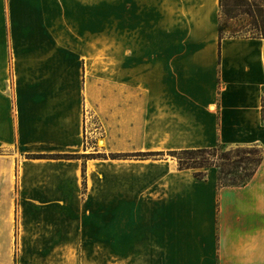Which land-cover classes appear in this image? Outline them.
Returning <instances> with one entry per match:
<instances>
[{
    "label": "crops",
    "instance_id": "crops-1",
    "mask_svg": "<svg viewBox=\"0 0 264 264\" xmlns=\"http://www.w3.org/2000/svg\"><path fill=\"white\" fill-rule=\"evenodd\" d=\"M220 21V0H0V264H264V38ZM88 110L111 152L163 157L85 154ZM218 145L262 151L247 184L168 155Z\"/></svg>",
    "mask_w": 264,
    "mask_h": 264
},
{
    "label": "rangeland",
    "instance_id": "rangeland-1",
    "mask_svg": "<svg viewBox=\"0 0 264 264\" xmlns=\"http://www.w3.org/2000/svg\"><path fill=\"white\" fill-rule=\"evenodd\" d=\"M224 7L221 8V21L220 25L223 28L222 36H238V37H261L264 34V2L261 0H224ZM247 12V13H245ZM102 71L106 72L109 69V62L102 61L101 65ZM92 81H101L102 84L109 83V77H92ZM9 86L14 84V78H8ZM108 95V94H107ZM102 119L98 118L97 115L90 112L89 110L85 112V124H84V135H83V146L82 148L86 151L85 154H90L92 158L99 159H109V158H130V159H160L162 155H148L144 153H129V154H117L111 152V147L108 140V128L104 125ZM257 148V147H256ZM253 146L248 147H228L225 150H254ZM259 152V151H258ZM156 154V153H154ZM220 154V153H219ZM232 156L227 161H222L219 157L209 158L206 155H194L198 162H203L209 160L210 163L213 162L216 165L225 164L223 168H231L232 162L238 160L237 157ZM243 159L246 158L244 152L239 154ZM259 155V154H258ZM239 156V157H240ZM172 157V156H170ZM175 158V157H173ZM179 166V161L175 158ZM243 165V163H241ZM195 174L197 172L207 173L210 170L217 171L219 175V170L213 167H199L191 168ZM206 176V175H205ZM86 187H84L85 190ZM4 196L7 195L5 191H1ZM13 195V193H12ZM11 195V196H12ZM2 197V195H1ZM6 198L0 200V213H16V205H14V200L10 201V204H6ZM98 252L88 253L87 251L74 254V264H125L124 261H118L111 254L103 249H97ZM14 264H19L20 257L18 254H13Z\"/></svg>",
    "mask_w": 264,
    "mask_h": 264
},
{
    "label": "trees",
    "instance_id": "trees-1",
    "mask_svg": "<svg viewBox=\"0 0 264 264\" xmlns=\"http://www.w3.org/2000/svg\"><path fill=\"white\" fill-rule=\"evenodd\" d=\"M264 2V0H261ZM224 0H220V9L224 7ZM264 5V4H262ZM247 13V12H245ZM223 28L219 25V33L222 37ZM229 37H238V36H229ZM254 38H264V34L261 37H254ZM262 121L264 123V89H263V96H262ZM227 146L218 145L214 148H201V149H188V150H178V151H170L168 152L169 156L175 157L179 161V169H191V168H199V167H213L215 166L219 170L218 175V186L219 187H227V186H244L247 182L253 177L255 172L257 171L262 158L263 154L259 148L254 147V150H236L233 152L232 150H225ZM259 151V152H258ZM244 152L246 156L243 159L239 154ZM220 153V154H219ZM152 153L148 154L151 155ZM238 158L231 164V168H223L225 164L216 165L209 162V160H205L203 162H198L197 158L194 155H206L209 158H214L215 156H220L219 158L222 161H227L232 156ZM259 154V155H258ZM153 155H164L163 153H156ZM240 156V157H239ZM243 163V165H241ZM83 174V186L85 187V168L82 169ZM205 173L197 172L195 176L198 179L205 178Z\"/></svg>",
    "mask_w": 264,
    "mask_h": 264
},
{
    "label": "bare ground",
    "instance_id": "bare-ground-1",
    "mask_svg": "<svg viewBox=\"0 0 264 264\" xmlns=\"http://www.w3.org/2000/svg\"><path fill=\"white\" fill-rule=\"evenodd\" d=\"M92 166V165H91Z\"/></svg>",
    "mask_w": 264,
    "mask_h": 264
}]
</instances>
